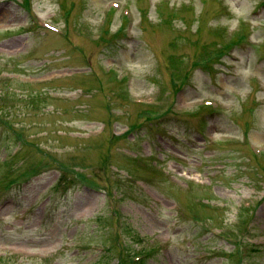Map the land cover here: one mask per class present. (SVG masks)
<instances>
[{"label":"rangeland","instance_id":"374dc122","mask_svg":"<svg viewBox=\"0 0 264 264\" xmlns=\"http://www.w3.org/2000/svg\"><path fill=\"white\" fill-rule=\"evenodd\" d=\"M0 264H264V0H0Z\"/></svg>","mask_w":264,"mask_h":264}]
</instances>
